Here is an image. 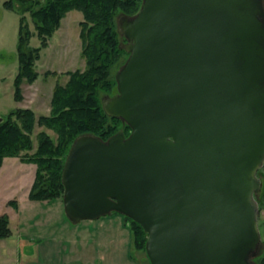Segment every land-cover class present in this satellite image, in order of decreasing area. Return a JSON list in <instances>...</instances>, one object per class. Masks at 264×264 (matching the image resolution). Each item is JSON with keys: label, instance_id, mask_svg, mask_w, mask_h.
<instances>
[{"label": "water", "instance_id": "water-1", "mask_svg": "<svg viewBox=\"0 0 264 264\" xmlns=\"http://www.w3.org/2000/svg\"><path fill=\"white\" fill-rule=\"evenodd\" d=\"M116 29L127 57L101 106L129 132L74 138L65 216L131 218L149 264H257L263 0H141Z\"/></svg>", "mask_w": 264, "mask_h": 264}, {"label": "trees", "instance_id": "trees-1", "mask_svg": "<svg viewBox=\"0 0 264 264\" xmlns=\"http://www.w3.org/2000/svg\"><path fill=\"white\" fill-rule=\"evenodd\" d=\"M141 0H5L4 6L15 9L19 14L18 27V72L14 80L15 100H21V82L32 83L38 73L35 61L39 51L47 45L52 33L60 26L61 19L70 10L82 15L79 21L81 56L84 68L67 71L64 83L56 82L50 97V111L47 115L35 116L30 108H16L6 117L0 118V166L4 157H19L23 162L35 165L34 179L28 192L30 200L55 201L62 198L61 170L66 153L75 137L92 134L105 140L119 128L128 134L129 127L102 109L101 94L116 90L112 69L122 64L127 53L120 48L116 29L118 15H133ZM28 13L39 39L37 47H30L32 35L24 14ZM35 125L51 130L36 134L33 148L31 135ZM34 149L32 153L30 150ZM24 152L21 154V152ZM261 187L255 194L259 212L264 210V171L258 170ZM118 213V212H114ZM121 214V213H119ZM128 221L129 247L145 254L146 233L142 227L125 216ZM9 218L0 214V239L10 235ZM127 257V254H126ZM146 260L147 256L145 254ZM257 264H264V242L257 256ZM149 263V262H148Z\"/></svg>", "mask_w": 264, "mask_h": 264}, {"label": "rangeland", "instance_id": "rangeland-1", "mask_svg": "<svg viewBox=\"0 0 264 264\" xmlns=\"http://www.w3.org/2000/svg\"><path fill=\"white\" fill-rule=\"evenodd\" d=\"M4 1L0 0V118L4 119L16 108H30L36 117L47 115L56 82L64 83L67 71L84 68L79 37L82 15L77 10H70L61 19L59 28L40 49V56L35 61L38 77L32 83L21 82L22 99L17 101L14 80L18 72L20 14L15 9L6 8ZM24 16L32 33L28 45L37 47L39 39L33 22L28 13ZM119 42H123L121 37ZM120 65L114 67L112 73ZM104 95L108 94H101V98ZM41 130L54 136L51 130L35 125L31 135L34 149L36 134ZM34 172L33 163L23 162L19 157L3 158L0 166V214L8 216L11 233L0 239V264H149L143 252L132 250V257H129L128 221L122 214L112 212L94 220L72 223L65 216L61 199L30 200L28 192ZM263 221L264 213L261 211L258 227L262 241ZM108 230L113 236L105 233ZM102 233L109 234L107 241L101 237ZM98 235L101 238L97 239ZM110 238L113 243L109 247Z\"/></svg>", "mask_w": 264, "mask_h": 264}, {"label": "crops", "instance_id": "crops-1", "mask_svg": "<svg viewBox=\"0 0 264 264\" xmlns=\"http://www.w3.org/2000/svg\"><path fill=\"white\" fill-rule=\"evenodd\" d=\"M11 163H12V162H11ZM12 164H13V163H12ZM14 164H15V163H14ZM14 164H13V165H14ZM262 212L264 213V211H262ZM262 227H264V221H263V225H262ZM111 230H112V229H111ZM111 230H108L109 232H105V233H109L110 235L113 236ZM263 232H264V229H263ZM109 234H103V233H102V236H101V237L105 238L106 241H107V236H108ZM101 237L98 235L97 239H98V238H101ZM263 239H264V238H263ZM98 241H100V239H99ZM263 242H264V241H263ZM112 243H113V239H112V238L108 239L109 247H110V244L112 245ZM102 244H103V243H102ZM103 246H104V244H103ZM86 260H87V259H86Z\"/></svg>", "mask_w": 264, "mask_h": 264}, {"label": "flooded vegetation", "instance_id": "flooded-vegetation-1", "mask_svg": "<svg viewBox=\"0 0 264 264\" xmlns=\"http://www.w3.org/2000/svg\"><path fill=\"white\" fill-rule=\"evenodd\" d=\"M111 94H112V93H111ZM111 94H110V95H111Z\"/></svg>", "mask_w": 264, "mask_h": 264}]
</instances>
